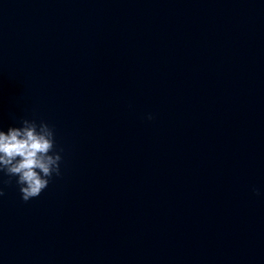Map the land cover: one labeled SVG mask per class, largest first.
Segmentation results:
<instances>
[{"label":"water","instance_id":"1","mask_svg":"<svg viewBox=\"0 0 264 264\" xmlns=\"http://www.w3.org/2000/svg\"><path fill=\"white\" fill-rule=\"evenodd\" d=\"M24 117L61 175L0 172V264H264V0H0Z\"/></svg>","mask_w":264,"mask_h":264},{"label":"clouds","instance_id":"2","mask_svg":"<svg viewBox=\"0 0 264 264\" xmlns=\"http://www.w3.org/2000/svg\"><path fill=\"white\" fill-rule=\"evenodd\" d=\"M61 160L54 128L47 122L37 123L24 117L20 126H10L7 131L0 129V172L9 177L5 183L16 178L23 201L38 197L54 174L61 175ZM253 191L257 192L255 188ZM3 195L0 188V197Z\"/></svg>","mask_w":264,"mask_h":264}]
</instances>
